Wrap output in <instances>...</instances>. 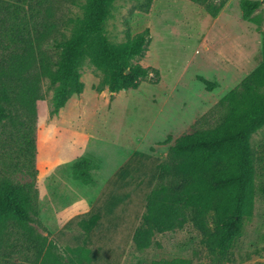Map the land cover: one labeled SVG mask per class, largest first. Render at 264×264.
Wrapping results in <instances>:
<instances>
[{
    "label": "rangeland",
    "instance_id": "374dc122",
    "mask_svg": "<svg viewBox=\"0 0 264 264\" xmlns=\"http://www.w3.org/2000/svg\"><path fill=\"white\" fill-rule=\"evenodd\" d=\"M242 0H114L104 22L108 39L120 44L148 27L144 66L159 69L158 82L142 80L136 89L96 91L99 71L87 58L79 67L84 84L56 113L52 86L38 81L34 113L15 105L14 119L0 122V182L23 187L29 220L0 219V264H60L76 259L77 217L87 212L113 173L138 151L149 163H172L170 148L185 136L214 129L227 113L228 93L264 61V0L248 18ZM85 0H0V60L34 47L51 58L52 38L69 35V19L81 14ZM210 7L220 8L211 14ZM213 8V9H214ZM41 33L42 36H37ZM37 48V49H36ZM30 57H22V65ZM135 61V60H134ZM31 69L22 72L31 76ZM200 78L207 80L209 88ZM34 124L35 148L25 156L20 120ZM253 164V209L239 231L223 243L215 239L214 213L204 232L190 210L180 227L155 233L139 250L132 229L143 211V177L132 183L124 222L109 245L120 264L186 259L188 264H264V124L249 136ZM88 156L93 181L72 176L71 166ZM173 179V180H172ZM176 182L173 177L154 187ZM72 219L70 226H65ZM93 239L92 248L99 244ZM122 253V255H121ZM72 264V263H69Z\"/></svg>",
    "mask_w": 264,
    "mask_h": 264
},
{
    "label": "trees",
    "instance_id": "16d2710c",
    "mask_svg": "<svg viewBox=\"0 0 264 264\" xmlns=\"http://www.w3.org/2000/svg\"><path fill=\"white\" fill-rule=\"evenodd\" d=\"M113 1L85 0L81 14L69 19V35L51 39L55 58L40 51L37 56L34 47H25L9 55L6 63L0 60V122L14 119L17 103L34 113L41 78L52 86L51 113H56L70 96L83 90L79 67L86 58L100 73L97 92L136 89L142 80L159 81L158 68L139 62L150 42L148 27L128 34L120 44H112L108 39L104 22ZM261 3L242 0L243 17L248 18ZM205 6L211 14L220 8V5ZM25 56L30 60L23 66ZM29 69L31 76L22 74ZM200 79L211 87L207 80ZM225 98L228 110L221 122L210 131L187 135L172 146V163L153 161L145 165L141 159L148 158L147 155L135 151L113 173L88 211L77 217L78 257L69 263L120 264V254L116 256V250L108 245L111 233L124 222L123 212L131 201L128 187L143 177V169L147 190H142L143 211L131 232V239L139 250L150 246L155 233L182 226L187 210L193 213L197 226L204 232L207 230L205 217L213 211L217 227L214 240L220 244L239 231L242 218L250 217L253 209V164L248 141L250 134L264 124V61ZM18 124L23 153L31 156L35 148L34 124L31 119L20 120ZM93 167L90 157H81L71 166L72 176L84 184L91 183ZM168 177L176 182L153 186ZM8 217L22 222L29 220V196L20 185L1 181L0 219ZM71 223L72 219L65 226ZM93 237L99 241L94 248L91 247ZM150 264H188V261L173 259Z\"/></svg>",
    "mask_w": 264,
    "mask_h": 264
}]
</instances>
